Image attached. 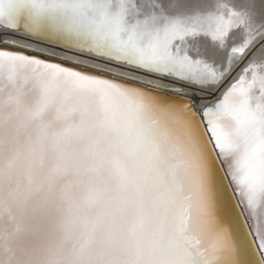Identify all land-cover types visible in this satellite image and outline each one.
I'll return each mask as SVG.
<instances>
[{
    "label": "snow or ice",
    "instance_id": "obj_1",
    "mask_svg": "<svg viewBox=\"0 0 264 264\" xmlns=\"http://www.w3.org/2000/svg\"><path fill=\"white\" fill-rule=\"evenodd\" d=\"M0 264H264V0H0Z\"/></svg>",
    "mask_w": 264,
    "mask_h": 264
},
{
    "label": "bare ground",
    "instance_id": "obj_2",
    "mask_svg": "<svg viewBox=\"0 0 264 264\" xmlns=\"http://www.w3.org/2000/svg\"><path fill=\"white\" fill-rule=\"evenodd\" d=\"M257 2H259V0H257ZM41 47L43 48V47H45V45L41 44ZM49 47H54V46H49ZM69 55H72V53H69Z\"/></svg>",
    "mask_w": 264,
    "mask_h": 264
}]
</instances>
